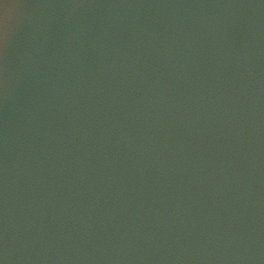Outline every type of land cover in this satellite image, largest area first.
<instances>
[{
    "label": "water",
    "instance_id": "95a60500",
    "mask_svg": "<svg viewBox=\"0 0 264 264\" xmlns=\"http://www.w3.org/2000/svg\"><path fill=\"white\" fill-rule=\"evenodd\" d=\"M6 8L4 264H264V0Z\"/></svg>",
    "mask_w": 264,
    "mask_h": 264
},
{
    "label": "clouds",
    "instance_id": "9594fccd",
    "mask_svg": "<svg viewBox=\"0 0 264 264\" xmlns=\"http://www.w3.org/2000/svg\"><path fill=\"white\" fill-rule=\"evenodd\" d=\"M10 8V7H9ZM4 11V20H3V42H7L9 38V26H8V9Z\"/></svg>",
    "mask_w": 264,
    "mask_h": 264
},
{
    "label": "snow or ice",
    "instance_id": "6c2138e0",
    "mask_svg": "<svg viewBox=\"0 0 264 264\" xmlns=\"http://www.w3.org/2000/svg\"><path fill=\"white\" fill-rule=\"evenodd\" d=\"M3 20H4V13H0V43L3 42ZM0 264H4V261L0 259Z\"/></svg>",
    "mask_w": 264,
    "mask_h": 264
}]
</instances>
